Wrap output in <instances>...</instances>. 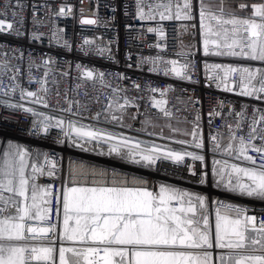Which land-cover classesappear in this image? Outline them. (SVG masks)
I'll list each match as a JSON object with an SVG mask.
<instances>
[{
  "label": "snow or ice",
  "instance_id": "6c2138e0",
  "mask_svg": "<svg viewBox=\"0 0 264 264\" xmlns=\"http://www.w3.org/2000/svg\"><path fill=\"white\" fill-rule=\"evenodd\" d=\"M17 7L22 6L18 3ZM249 9L250 15H241ZM65 11L61 7L59 14L63 15ZM194 11H198L204 56L239 57L264 64V0L250 5L240 2L235 8L228 5L227 0H198V9L193 0H168L161 5L136 0V17L139 20H154L158 12L161 20L193 21L197 19ZM96 23L95 19L81 20L83 25ZM183 27L187 30L196 25L184 24ZM5 32L14 33L17 37L24 35L13 28V23L0 19V33ZM148 32H158L162 39L164 37L161 29L148 28ZM40 38L38 33H32L30 37L32 40ZM92 45L94 41L85 38L81 51L88 55V46ZM63 46L67 47V42ZM95 51L104 55L109 50L97 47ZM20 57L23 58L22 52ZM51 62V58L43 61L45 65ZM140 63H149L150 72L162 71L165 76L197 83L192 79L190 61L180 63L157 56L145 57ZM5 67L6 64H0V69ZM76 67L80 69L82 79L103 82L104 73L81 64ZM204 68L206 86L264 101V67L254 69L205 62ZM40 83L43 85L46 81ZM133 87L140 89L141 86L134 83ZM41 90L46 89L42 87ZM149 90L164 97L169 89ZM26 97L35 98L32 102L43 103L47 107L37 93L21 89V100ZM128 103L125 99L124 104L118 105L119 109L122 111ZM166 103V100H154L153 107H160L163 115L170 117L171 112L162 107ZM194 103L199 104V100ZM5 105L38 117L31 121L27 130L29 136L48 139L52 129H59L65 138L57 139L59 144L67 141L81 151H88L84 147L88 143L104 144L107 145V155H116L126 163L145 168L171 162L183 166L188 176L199 185L211 182V186L226 193L264 202V164H257L255 157L247 155L249 151H255L264 159V145L258 147L255 143H246L244 136L236 135L242 131V122L247 118L246 105L240 112H235L234 108L229 110L236 117V128L233 130L231 125H225L230 133L227 144H221L223 133L213 134L210 139L213 152L235 153L237 159L242 158L252 166L213 160L211 177L204 163L205 156L198 152L145 145L143 141L122 134L72 121L65 128L62 119H55L53 123V117L37 113L24 104L5 102ZM217 107L220 111L213 109L209 112V123L212 117L222 116L224 102L218 101ZM111 108L109 103L108 109ZM111 119L119 122L122 117L112 114ZM199 119L197 114L193 130L184 134L192 136L193 147L203 149V137L197 131ZM261 122H264V110L254 108L247 133L250 141L257 138L264 141V135L257 132ZM175 142L189 144L186 140ZM189 159L200 162L201 168L197 170L195 163L187 164ZM57 170V161L46 152L33 154L28 148L10 140L0 150V264H57V253L58 264H264V219L249 215L246 207L221 200L212 201L215 209L213 228L207 195L163 183L149 188L143 179L131 185L127 181L116 180L109 184L106 179H96L97 175L103 178L104 173H97L94 167L90 171L91 183H88L89 165L83 161L69 160V180L55 193L57 222L45 223L51 220L53 186H41L36 181L44 175L54 177ZM77 175L85 182H79ZM5 193L11 195L6 196ZM57 241L60 243L58 249L55 246Z\"/></svg>",
  "mask_w": 264,
  "mask_h": 264
},
{
  "label": "built area",
  "instance_id": "2783aa9c",
  "mask_svg": "<svg viewBox=\"0 0 264 264\" xmlns=\"http://www.w3.org/2000/svg\"><path fill=\"white\" fill-rule=\"evenodd\" d=\"M167 2L168 0H145L146 4L152 5ZM240 2L250 5L262 0H227V4H233L234 7ZM18 3L22 7H17ZM193 4L198 9V0H193ZM61 7L66 10L63 15L59 14ZM68 9L71 11H67ZM147 10L146 8L145 11ZM250 11L249 9L241 15H250ZM155 15L154 20H139L136 17V0H0V19L13 23V28L24 34L17 37L14 33H0V64L7 65L0 69V150L10 140L28 148L33 154L37 151L46 152L51 159L57 161L58 170L54 177L44 175L36 181L41 186H53L51 220L45 223L57 222L55 193L69 180L70 159L75 162L83 161L94 167L97 173L103 172V178L110 183L113 180L129 183V163L119 157H101L91 151H81L80 148L70 146L67 141L59 144L57 139H65L59 129H52L48 139L29 136L27 130L31 127V121L38 117L6 107L5 102L24 104L37 113L53 117V123L55 119H62L65 128L69 121L96 120L103 115L111 118L112 114H116L122 117L118 123L130 132L131 138L149 140L148 138L153 137L156 141H161L158 144L162 147L204 155L210 177L213 160H220L222 163L227 161L228 164L242 167L252 166L242 158L237 159L235 153L228 155L212 151L211 135L223 133L221 144L224 145L229 142L230 134L225 125H231L233 130L236 128V117L234 113L230 114V109L240 112L242 106H247V118L242 122V131H238L236 135L244 136L246 143H255L258 147L264 145V141L259 138L250 141L247 136L254 108L264 110V101L238 96L215 86H206L204 68L205 62L254 69L264 67V64L243 58L204 56L198 11H194L197 19L193 21L161 20L158 12ZM84 18L95 19L97 23L83 25L81 20ZM184 24H195L196 27L185 30ZM148 28L161 29L164 33L163 39L158 32H148ZM32 33L41 34V38L30 39ZM85 38L94 41V45L88 46V55L81 51ZM65 42L67 47L63 46ZM158 44L160 47H156ZM97 47H104L109 51L99 55L95 51ZM21 52L23 58L20 57ZM181 53L186 55H180ZM157 56L165 60L175 59L180 63L190 61L192 79L197 83L165 76L162 71L150 72L149 63H140L145 57ZM46 58H51L52 61L48 65L43 63ZM77 64L104 73L103 82L82 79ZM42 80L46 81L43 85L40 83ZM134 83L140 84V89L133 87ZM42 87L46 90H41ZM151 88L169 90L161 97L159 92H151ZM21 89L37 93L47 107L43 103L32 102L35 98L26 97L21 100ZM125 99L129 103L121 111L118 105L124 104ZM154 100H166L167 103L162 107H166L171 116L165 117L160 107H153ZM196 100H199V104L194 103ZM218 101L224 102L222 116L212 117L209 123V112L213 109L220 111L217 107ZM109 103L112 104L111 109H108ZM69 108L71 111H68ZM98 113L100 115L97 118ZM197 114L200 116L197 131L203 137V149L193 147L192 136L184 134L193 130L197 123ZM160 123H174L182 128L170 127L165 134L167 129L160 126ZM261 129H264V122L257 126L258 134L264 135ZM177 140H186L189 144L181 145L175 142ZM247 155L255 157L257 164H264V159L257 152L249 151ZM186 163H195L197 170L201 168L198 161L189 159ZM132 174L146 180L149 188L163 183L207 195L213 228L215 209L212 201L215 200L246 207L249 215L264 219V202L226 193L223 189L211 186V182L208 185H199L194 178L188 176L183 166L165 161L148 170L145 167L136 169Z\"/></svg>",
  "mask_w": 264,
  "mask_h": 264
},
{
  "label": "bare ground",
  "instance_id": "6f19581e",
  "mask_svg": "<svg viewBox=\"0 0 264 264\" xmlns=\"http://www.w3.org/2000/svg\"><path fill=\"white\" fill-rule=\"evenodd\" d=\"M72 122H74V123H76V124H78V125H84V126H86V127H91V128H93V129H103L101 126H93V124L92 123H90L89 124V122H87V121H79V120H73ZM111 127H113V128H117V129H123L124 128V126L122 125V124H116V123H112L111 124ZM103 130H105V129H103ZM106 131V130H105ZM109 132V131H108ZM112 133H114V134H116V135H121V133H118V132H116V131H111ZM122 135H124V136H127V137H130L129 135H125V134H122ZM150 138H152L153 140H154V138L153 137H150ZM134 139V138H133ZM134 140H140V141H143L144 143H145V145L147 144V143H149L150 145L152 144V142H147L146 140H143V139H139V138H135ZM155 141V140H154ZM8 143V142H7ZM7 143H6V146H7ZM84 147L85 148H87L88 149V151H91V152H93V153H95L96 154V156H101V157H109V155H107V145H104V144H96L95 142H92V143H88V144H85L84 145ZM100 152H103V153H105L104 155H100L99 153ZM112 157H117L116 155H112ZM91 168H92V166H89V173H90V171H91ZM90 175V174H89ZM89 175H88V177H89ZM78 176L79 177H81L80 175H77V179H78ZM97 178L98 179H103L102 177H100L99 175H97ZM88 179V178H87ZM138 179H143L142 177H139V176H137V175H135V174H132V173H130V175H129V183H130V185L134 182V181H136V180H138ZM81 180L83 181L84 179L81 177ZM144 180V179H143ZM80 181V180H79ZM84 182V181H83ZM241 198H248V197H242V196H240ZM248 199H251V198H248ZM252 200H255V199H252ZM257 201V200H256ZM259 201V200H258ZM260 202H262V201H260Z\"/></svg>",
  "mask_w": 264,
  "mask_h": 264
},
{
  "label": "rangeland",
  "instance_id": "374dc122",
  "mask_svg": "<svg viewBox=\"0 0 264 264\" xmlns=\"http://www.w3.org/2000/svg\"><path fill=\"white\" fill-rule=\"evenodd\" d=\"M230 5L231 7H234L233 5L231 4H228ZM226 57H229V56H226ZM230 58H239V57H230ZM79 121H84V120H79ZM87 122L92 123L93 126H101L103 129H105L106 131H116L118 133H121V134H125V135H129L130 132H128L127 130H124V129H117V128H113L111 127V124L112 123H117L119 124L118 122H115L113 121L108 115H103L101 116L100 118L96 119V120H85ZM160 126H163L164 128L166 127L167 130H165V134H167L169 132V128L170 127H177V128H182L181 125H177V124H167V123H160L159 124ZM149 140H146L147 142H152V144H156V145H159L158 143H161V141H156L155 138L154 140L152 138H148ZM160 140V139H159ZM146 145H150L149 143H147ZM5 147L3 146L2 149H4ZM1 149V150H2ZM129 167H130V171L131 173L134 172L136 169H140L142 168V166L140 165H136V164H131L129 163ZM148 170V168H146ZM249 198V197H248ZM252 199V198H251ZM258 201V200H257ZM59 231V230H58ZM56 248L58 249L59 246H60V243L57 241L56 242ZM56 261H57V264H58V253L56 254Z\"/></svg>",
  "mask_w": 264,
  "mask_h": 264
},
{
  "label": "flooded vegetation",
  "instance_id": "af4514ba",
  "mask_svg": "<svg viewBox=\"0 0 264 264\" xmlns=\"http://www.w3.org/2000/svg\"><path fill=\"white\" fill-rule=\"evenodd\" d=\"M96 179H97V180H101V179H98L97 177H96ZM103 179H104V178H103ZM77 180H78V181L80 180L79 182H81V183H83V181H84V180L82 181V180H81V177H79V176H78V179H77ZM91 180H92V176L89 175V177H88V179H87V182H88V183H91ZM107 181H108V180H107ZM84 182H85V181H84ZM108 183L111 184L109 181H108Z\"/></svg>",
  "mask_w": 264,
  "mask_h": 264
},
{
  "label": "trees",
  "instance_id": "16d2710c",
  "mask_svg": "<svg viewBox=\"0 0 264 264\" xmlns=\"http://www.w3.org/2000/svg\"><path fill=\"white\" fill-rule=\"evenodd\" d=\"M231 5H233V4H231ZM234 6V5H233ZM233 8H235V7H233Z\"/></svg>",
  "mask_w": 264,
  "mask_h": 264
}]
</instances>
